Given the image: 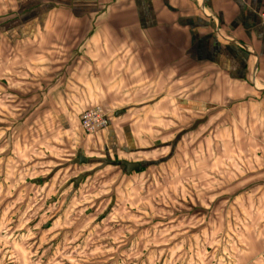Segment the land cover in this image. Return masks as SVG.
Masks as SVG:
<instances>
[{
	"label": "crops",
	"instance_id": "0c3cea01",
	"mask_svg": "<svg viewBox=\"0 0 264 264\" xmlns=\"http://www.w3.org/2000/svg\"><path fill=\"white\" fill-rule=\"evenodd\" d=\"M260 12L264 0H0V76L13 84L19 117L34 123L24 136L60 135L57 123L63 127L101 106L109 120L93 134L91 147L101 139L104 151L115 154L121 145L127 150L122 161L141 171L148 164L127 155L173 152L185 108L214 112L223 106L234 120H258V138H264ZM167 120L170 141L147 136L160 129L153 122ZM238 245L244 254L237 264H264L263 144L258 237Z\"/></svg>",
	"mask_w": 264,
	"mask_h": 264
},
{
	"label": "rangeland",
	"instance_id": "374dc122",
	"mask_svg": "<svg viewBox=\"0 0 264 264\" xmlns=\"http://www.w3.org/2000/svg\"><path fill=\"white\" fill-rule=\"evenodd\" d=\"M3 76L0 260L6 264H237L244 254L238 242L258 237V145H264L258 120H234L223 106L185 108L173 152L128 154L148 166L125 174L116 162L127 150L120 145L108 154L101 139L91 147L96 132L83 134L80 116L57 123L60 135L24 136L34 123L15 111L13 84ZM153 123L160 129L147 136L172 139L169 120ZM77 154L87 163L77 162Z\"/></svg>",
	"mask_w": 264,
	"mask_h": 264
},
{
	"label": "built area",
	"instance_id": "2783aa9c",
	"mask_svg": "<svg viewBox=\"0 0 264 264\" xmlns=\"http://www.w3.org/2000/svg\"><path fill=\"white\" fill-rule=\"evenodd\" d=\"M260 23L264 27V12L258 14ZM80 129L83 134L91 135L106 127L108 119L100 106L84 111L80 115Z\"/></svg>",
	"mask_w": 264,
	"mask_h": 264
},
{
	"label": "water",
	"instance_id": "95a60500",
	"mask_svg": "<svg viewBox=\"0 0 264 264\" xmlns=\"http://www.w3.org/2000/svg\"><path fill=\"white\" fill-rule=\"evenodd\" d=\"M118 166H121L122 168H124V170L126 172H131V171H140L141 167L138 164H129L126 162H117L116 163ZM76 182V181H75Z\"/></svg>",
	"mask_w": 264,
	"mask_h": 264
}]
</instances>
